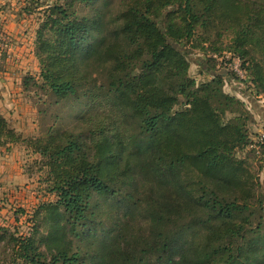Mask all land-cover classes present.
<instances>
[{
  "label": "trees",
  "instance_id": "obj_1",
  "mask_svg": "<svg viewBox=\"0 0 264 264\" xmlns=\"http://www.w3.org/2000/svg\"><path fill=\"white\" fill-rule=\"evenodd\" d=\"M42 2L43 81L23 84L76 99L83 129L52 127L32 143L55 196L32 230L44 215L50 231L39 243L0 226V242L24 264H264V200L236 156L252 143L251 113L224 90L225 71L208 63L210 80L191 77L183 45L199 30L208 42L228 32L223 50L264 94V0H130L114 16L107 0ZM20 138L0 112V145ZM73 236L97 242L82 256Z\"/></svg>",
  "mask_w": 264,
  "mask_h": 264
},
{
  "label": "rangeland",
  "instance_id": "obj_2",
  "mask_svg": "<svg viewBox=\"0 0 264 264\" xmlns=\"http://www.w3.org/2000/svg\"><path fill=\"white\" fill-rule=\"evenodd\" d=\"M35 1L28 3L38 22L32 23L33 30H31L33 37L35 32L34 52L36 32L44 17L46 4L42 0ZM128 1L130 0H107L108 13L111 16L117 15L126 8ZM79 13L91 15L93 11L91 7H82L79 8ZM212 36L209 42L204 41L202 31L199 30L192 40L183 43L190 60L189 75L197 82L210 80L213 71L209 70L208 63L211 66L214 65L218 71H225L227 76L224 90L242 100L245 108L251 113L252 117L246 123V129L249 141H256L260 132L264 130V94L259 92L253 78L243 66H241L244 70L243 75L228 68L240 58L227 49L223 50L230 43L231 35L224 32L222 38H219L216 33ZM12 48H14V41ZM29 54H32V50ZM209 58H212L210 62L207 61ZM8 59L4 67L14 68L12 77L16 89L12 97L15 99V105L1 108L11 127L21 138L8 145H0V166L4 167L0 170V226L9 229L15 235H34L38 242L40 238L42 239V235H47L50 231V221L42 215L36 219L37 226L35 230H32L35 223L32 215L42 201L54 200L55 196L47 189L48 166L42 156L35 151L32 143L34 139L45 136L52 127L80 132L83 126L77 121L80 109L76 99L70 98L56 102L47 88L32 84L25 89L23 79L26 75L34 76L39 83L43 81L40 76L41 65L36 54H33V57L27 55L25 59L11 54ZM257 60H261L260 57H257ZM240 61L242 64L241 59ZM104 110L102 108V113ZM231 116L233 115L229 114L228 117ZM236 156L253 174L258 197L264 200V150L258 153L255 148L243 147L237 149ZM100 219L103 224L99 227H106L109 221L107 211L97 217V222ZM79 238L72 237V247L75 248L74 250L78 249L82 256H86V250L94 249L97 241L89 239L80 244ZM41 248L46 251L45 243L41 245ZM86 261L93 264L87 259ZM0 264H24L16 255L12 243L0 242Z\"/></svg>",
  "mask_w": 264,
  "mask_h": 264
},
{
  "label": "crops",
  "instance_id": "obj_3",
  "mask_svg": "<svg viewBox=\"0 0 264 264\" xmlns=\"http://www.w3.org/2000/svg\"><path fill=\"white\" fill-rule=\"evenodd\" d=\"M29 0H0V31L12 35L14 48L8 53L0 54V112L7 118L1 107L15 105L13 92L16 87L13 82L14 68L4 67L5 61L9 60L11 54L14 57L25 59V56L33 57L34 37L32 23H38L34 14L27 11ZM32 27V28H31ZM32 50V54L29 52ZM17 91V90H16ZM3 96V97H2ZM4 167L0 166V170Z\"/></svg>",
  "mask_w": 264,
  "mask_h": 264
},
{
  "label": "built area",
  "instance_id": "obj_4",
  "mask_svg": "<svg viewBox=\"0 0 264 264\" xmlns=\"http://www.w3.org/2000/svg\"><path fill=\"white\" fill-rule=\"evenodd\" d=\"M12 42H13V37L10 33L0 31V54H3L4 52L8 53L12 48ZM241 66L242 64L240 58H238V60L234 63V65L228 68H230L239 75H243L244 70L242 69ZM263 144H264V130L260 132V136L258 140L252 141V143L250 144V148H255L256 151L259 153L260 147Z\"/></svg>",
  "mask_w": 264,
  "mask_h": 264
}]
</instances>
